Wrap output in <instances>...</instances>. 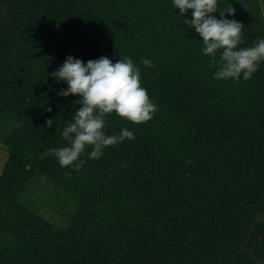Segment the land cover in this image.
<instances>
[{"label": "trees", "instance_id": "1", "mask_svg": "<svg viewBox=\"0 0 264 264\" xmlns=\"http://www.w3.org/2000/svg\"><path fill=\"white\" fill-rule=\"evenodd\" d=\"M220 6L245 26L241 47L264 37L259 0ZM179 15L172 0H0V264H264V61L214 79ZM69 55L130 56L157 105L139 124L106 115L109 135L135 138L87 149L79 171L46 152L79 107L48 75ZM38 177L73 201L65 228L19 200Z\"/></svg>", "mask_w": 264, "mask_h": 264}, {"label": "clouds", "instance_id": "2", "mask_svg": "<svg viewBox=\"0 0 264 264\" xmlns=\"http://www.w3.org/2000/svg\"><path fill=\"white\" fill-rule=\"evenodd\" d=\"M173 9H179L183 23L194 29L201 38V52L211 57L210 67L214 68L213 78L218 80L252 78L264 61V37L248 47H241L242 31L245 27L233 16L232 7H221L220 0H172ZM219 12V17L214 13ZM146 67H152L150 58L140 60ZM57 83L66 88L57 95L76 96L79 107L66 120L60 134L67 145L50 147L46 152L55 156L61 167L71 166L79 171L85 164L81 157L87 149L88 159H98L104 149L135 138L134 132L121 128L118 134L106 132V115L115 113L128 121L139 124L153 118L157 105L152 102L148 90L141 84V68L130 56H120L113 62L107 56L89 59L67 56L53 72L48 73ZM51 111V109H48ZM53 119L47 121L51 126Z\"/></svg>", "mask_w": 264, "mask_h": 264}, {"label": "rangeland", "instance_id": "3", "mask_svg": "<svg viewBox=\"0 0 264 264\" xmlns=\"http://www.w3.org/2000/svg\"><path fill=\"white\" fill-rule=\"evenodd\" d=\"M264 13V0H259ZM7 152L0 143V172ZM19 200L52 224L65 228L75 208L73 201L43 177L32 181L21 193Z\"/></svg>", "mask_w": 264, "mask_h": 264}]
</instances>
